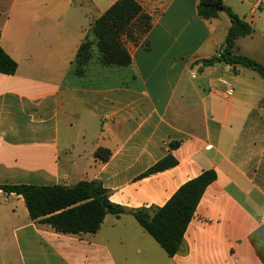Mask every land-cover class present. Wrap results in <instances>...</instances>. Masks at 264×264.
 <instances>
[{"label": "crops", "instance_id": "crops-1", "mask_svg": "<svg viewBox=\"0 0 264 264\" xmlns=\"http://www.w3.org/2000/svg\"><path fill=\"white\" fill-rule=\"evenodd\" d=\"M117 1L0 0V45L18 65L0 73V184L99 181L135 210L163 207L205 171L217 180L173 257L131 214L107 215L95 234H62L0 190V264H263L249 237L264 223V79L214 63L229 15L203 18L202 0H137L153 26L127 44L131 64L71 74L92 23ZM223 2L252 28L232 54L264 65V0ZM220 79L234 85L230 100ZM168 154L175 167L139 178Z\"/></svg>", "mask_w": 264, "mask_h": 264}, {"label": "trees", "instance_id": "trees-1", "mask_svg": "<svg viewBox=\"0 0 264 264\" xmlns=\"http://www.w3.org/2000/svg\"><path fill=\"white\" fill-rule=\"evenodd\" d=\"M222 11L229 15L232 26L222 56L214 59L229 65L238 64L251 68L264 79V65L232 54L235 40L250 35L252 28L234 14L223 0H202L199 7V14L205 19L217 18ZM152 26V17L143 11L137 0H118L92 23L72 63L73 74L79 78L84 77L92 63L103 67L129 66L132 57L127 44L140 43ZM203 63L212 65L213 59ZM17 67V62L0 45V73L13 75ZM178 146L179 142L170 144L171 148ZM111 155L112 152L107 149L100 148L97 151V157L103 161L108 160ZM177 164V160L168 154L139 178L169 170ZM216 180L217 173L214 170L205 171L182 185L163 207L135 210L112 203L109 191L99 181H80L70 187L0 184V190L8 195L21 196L32 220H40L62 234H95L107 215L120 217L131 214L167 255L173 257L180 250L189 223L207 187ZM249 240L264 264V223L250 235Z\"/></svg>", "mask_w": 264, "mask_h": 264}, {"label": "built area", "instance_id": "built-area-1", "mask_svg": "<svg viewBox=\"0 0 264 264\" xmlns=\"http://www.w3.org/2000/svg\"><path fill=\"white\" fill-rule=\"evenodd\" d=\"M223 52H219L217 57L220 58ZM219 83L225 87V91L223 92V98L226 100H230L234 95V85L228 79H220ZM262 221L264 222V214L261 216Z\"/></svg>", "mask_w": 264, "mask_h": 264}, {"label": "rangeland", "instance_id": "rangeland-1", "mask_svg": "<svg viewBox=\"0 0 264 264\" xmlns=\"http://www.w3.org/2000/svg\"><path fill=\"white\" fill-rule=\"evenodd\" d=\"M259 26L263 25L262 27H264V5L261 9H259ZM95 53H97L96 49H95ZM71 74H73V71L71 69Z\"/></svg>", "mask_w": 264, "mask_h": 264}, {"label": "water", "instance_id": "water-1", "mask_svg": "<svg viewBox=\"0 0 264 264\" xmlns=\"http://www.w3.org/2000/svg\"><path fill=\"white\" fill-rule=\"evenodd\" d=\"M217 62H218V60H217V59H215V60H214V63H217Z\"/></svg>", "mask_w": 264, "mask_h": 264}]
</instances>
